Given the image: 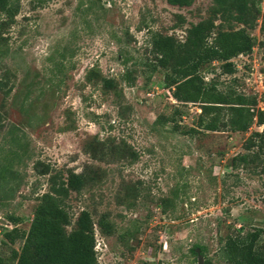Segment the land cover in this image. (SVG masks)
<instances>
[{
	"label": "rangeland",
	"instance_id": "374dc122",
	"mask_svg": "<svg viewBox=\"0 0 264 264\" xmlns=\"http://www.w3.org/2000/svg\"><path fill=\"white\" fill-rule=\"evenodd\" d=\"M18 1L20 12L0 46V80L11 89L8 96L0 90V166L16 174L0 186V256L21 250L24 240L11 243L5 234L16 227L29 231L50 187V176L41 174L48 167L64 177L89 166L100 170L94 186L66 201L69 231L83 210L96 223L108 216L111 235L95 226L97 264H198L195 245L204 247V263L221 264L223 237L242 227L264 234L263 167H229L264 126L207 132L200 105L172 97L169 72L151 74V36L174 34L184 41L186 29L209 16L212 0L184 8L167 0ZM176 15L185 17L183 28H175ZM250 34L255 49L235 60V75L222 74L220 63L201 72L221 91L257 97L264 111V34L260 26ZM93 69L115 78L118 93L97 80L89 83ZM114 139L127 141L138 160L107 155L111 162L103 161L104 151L94 156L96 141L107 146ZM133 186L137 199L127 195Z\"/></svg>",
	"mask_w": 264,
	"mask_h": 264
},
{
	"label": "trees",
	"instance_id": "16d2710c",
	"mask_svg": "<svg viewBox=\"0 0 264 264\" xmlns=\"http://www.w3.org/2000/svg\"><path fill=\"white\" fill-rule=\"evenodd\" d=\"M98 1L102 3V0ZM167 2L184 8L192 6L195 0ZM20 6L18 0H0V46L5 41L2 32L14 23ZM176 18L178 23L175 28H183L185 17L176 15ZM258 26L264 34V15L259 0H212L209 16L197 24H191L186 29L184 41L174 34L157 32L151 36V74L158 69L169 72L165 84L172 97L179 103L199 104L200 125L207 132L247 133L255 124L264 126V111L257 108V97L235 90L221 91L215 83H207L201 72L205 65L220 63L222 74L235 75L238 71L235 60L240 56H250L255 49L256 39L250 31ZM125 79L132 82V75L127 72ZM95 80L101 82L106 90L118 93L115 78L104 77L93 69L89 71L87 81L91 83ZM7 86L6 82L0 80V90L6 96L11 93V89H6ZM99 146L103 150H99ZM92 147L94 156L104 151L103 161L108 160L107 155L117 161L130 160L131 163L139 157L125 140L119 143L115 139L110 140L107 146L96 141ZM245 149L246 153L236 155L229 167L262 166L261 172L264 173V131L252 132L245 142ZM0 168V186L16 180L12 169L7 166ZM41 174L50 176L49 190L39 199L29 231L22 232L16 227L5 234L11 243L19 238L24 243L20 251L13 249L10 256H0V264H97L95 226L99 227L102 234L111 235L113 228L108 224V216L102 215L96 223L93 214L83 210L69 231L67 227L72 221L66 201L72 193L80 194L94 186L101 174L100 170L89 166L82 173L69 170L67 177H64L63 173H54L48 167ZM127 195L137 199L140 191L137 186H133ZM163 202L166 206L169 200ZM12 220L17 226V220ZM220 244L221 264H264L262 229L245 231L242 227L235 234L223 237ZM197 249H200L201 255L204 254V247L195 245L192 248L195 255L198 256ZM205 264L215 263L208 261Z\"/></svg>",
	"mask_w": 264,
	"mask_h": 264
},
{
	"label": "water",
	"instance_id": "95a60500",
	"mask_svg": "<svg viewBox=\"0 0 264 264\" xmlns=\"http://www.w3.org/2000/svg\"><path fill=\"white\" fill-rule=\"evenodd\" d=\"M197 253H198V264H205L204 257L201 255L200 249H197Z\"/></svg>",
	"mask_w": 264,
	"mask_h": 264
},
{
	"label": "built area",
	"instance_id": "2783aa9c",
	"mask_svg": "<svg viewBox=\"0 0 264 264\" xmlns=\"http://www.w3.org/2000/svg\"><path fill=\"white\" fill-rule=\"evenodd\" d=\"M240 57H243V56H240ZM240 57H239V58H240Z\"/></svg>",
	"mask_w": 264,
	"mask_h": 264
}]
</instances>
